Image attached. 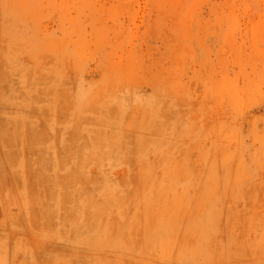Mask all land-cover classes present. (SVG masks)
<instances>
[{"label": "rangeland", "instance_id": "obj_1", "mask_svg": "<svg viewBox=\"0 0 264 264\" xmlns=\"http://www.w3.org/2000/svg\"><path fill=\"white\" fill-rule=\"evenodd\" d=\"M0 264H264V0H0Z\"/></svg>", "mask_w": 264, "mask_h": 264}]
</instances>
